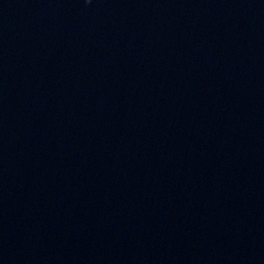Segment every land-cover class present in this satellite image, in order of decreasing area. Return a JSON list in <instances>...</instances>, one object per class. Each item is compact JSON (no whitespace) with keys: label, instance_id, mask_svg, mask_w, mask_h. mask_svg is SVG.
I'll list each match as a JSON object with an SVG mask.
<instances>
[{"label":"water","instance_id":"95a60500","mask_svg":"<svg viewBox=\"0 0 264 264\" xmlns=\"http://www.w3.org/2000/svg\"><path fill=\"white\" fill-rule=\"evenodd\" d=\"M0 264H264V0H0Z\"/></svg>","mask_w":264,"mask_h":264}]
</instances>
